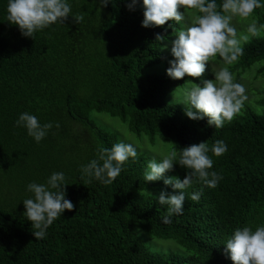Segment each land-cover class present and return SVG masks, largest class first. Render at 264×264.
Masks as SVG:
<instances>
[{"label":"trees","instance_id":"obj_1","mask_svg":"<svg viewBox=\"0 0 264 264\" xmlns=\"http://www.w3.org/2000/svg\"><path fill=\"white\" fill-rule=\"evenodd\" d=\"M68 2L72 14L84 16L82 22L68 17L63 25L25 38L6 21L7 0H0V264H232L224 244L234 230L264 225V96L257 102L261 112L250 106L222 128L209 126L206 117L191 120L166 95L172 85L199 82L203 76L173 80L146 73L163 63L170 66L174 58L165 45L183 28L181 22L142 27V0L132 10L127 7L131 0H111L103 8L100 0ZM216 2L219 10L222 0ZM254 14L264 24V8ZM158 34L166 40L156 41ZM257 63L264 76L260 37L243 45L231 69L245 72ZM22 112L53 124L41 142L15 125ZM56 112L69 127L76 124L60 130ZM92 112L120 118L138 136H164L178 156L180 149L206 142L213 159L208 171L223 179L215 188L194 182L185 190L183 213L162 223L167 206L148 194L155 184L143 179L145 156L129 158L110 185L82 176V165L117 143L113 133L90 119ZM218 139L228 150L216 157L211 147ZM59 171L74 208L65 210L44 238L35 239L37 229L22 215V201L32 196L26 186L44 183ZM187 171L179 165L172 169L181 180ZM194 192L201 193L198 201L190 198ZM138 229L173 239L190 256L181 261L151 251L138 239Z\"/></svg>","mask_w":264,"mask_h":264},{"label":"clouds","instance_id":"obj_2","mask_svg":"<svg viewBox=\"0 0 264 264\" xmlns=\"http://www.w3.org/2000/svg\"><path fill=\"white\" fill-rule=\"evenodd\" d=\"M110 2L100 0V7H106ZM138 2L131 0L127 4L128 9L132 10ZM141 6L144 17L141 26L144 28L163 26L168 21L181 22L188 9H195L198 13L194 14L190 25L176 32V38L171 43L174 59L169 61L166 75L174 80L185 76L201 78L209 60L218 56L223 66L213 73V80L201 79L200 84L187 81L185 84H190V87L179 88L182 89L180 103L185 105V115L189 119L196 121L206 117L209 126L222 128L240 113L247 99L245 87L234 82L228 66L243 55V43L254 37L264 38V24L256 18H252L246 30L239 33L232 21L248 20L256 9L264 8V0H222L219 10L216 0H142ZM180 8L184 12H180ZM5 12L6 21L17 26L25 38H34L35 33L52 25H63L68 17H72L77 24L84 19L81 14H72L68 0H7ZM164 40L165 36H156V41ZM15 125L26 129L27 135L37 143L53 127L51 122L41 124L38 117L29 112H22ZM227 150L228 146L222 139L216 140L211 147L216 157L222 156ZM208 152L206 142H201L180 149L179 156L173 150L159 159L149 160L143 173L144 181L163 179V184L173 189L172 193L162 190L158 197H154L159 205L167 206L166 214L161 218L162 223L169 224L173 215L183 213L185 190L194 182L198 180L209 188H215L223 179L217 172L208 171L213 167V159ZM136 156V146L119 142L111 148H101L96 158L81 166V174L110 185L120 175L129 158L134 159ZM174 165L190 171L182 180L179 177L165 178L164 174L171 171ZM67 185L62 171L53 172L44 183L27 184L26 191L32 196L22 201L25 209L22 215L37 229L32 233L35 239L44 238L46 230L61 218L65 210H73V203L66 198ZM200 195V192H194L190 198L198 201ZM224 253L232 264H264V225L254 230L249 226L235 229L224 244Z\"/></svg>","mask_w":264,"mask_h":264},{"label":"rangeland","instance_id":"obj_3","mask_svg":"<svg viewBox=\"0 0 264 264\" xmlns=\"http://www.w3.org/2000/svg\"><path fill=\"white\" fill-rule=\"evenodd\" d=\"M178 10L180 12H184L183 8H180ZM194 14H198L195 9H188L185 11L184 20L181 21L182 27L188 26L192 23ZM252 18H256L257 20L259 19L253 13V16L250 17L248 20L234 19L232 23L237 28L238 33L244 32L246 30L247 24L251 21ZM173 40L167 43L166 54L168 56L171 55V43ZM250 40H252V38ZM244 44L245 43H243V45ZM234 64L235 62L232 65L228 66L229 71L232 73L234 77V82L240 83L245 87V95L247 97V99L243 103L240 112L245 111L250 106L257 108L258 107L257 102H259L264 96L260 92L261 90H264V76L258 74L259 68L261 67L260 63L253 65L250 70L245 72H237L234 69H231ZM221 66L223 65L218 56L215 59H210L208 65L206 66V70L202 75L203 76L202 79L213 80L214 79L213 73L218 71ZM146 73L153 75H166V68L164 67V63H163L160 66L147 69ZM195 83L200 84V81ZM183 86L190 87L191 85L190 84L172 85L167 92L166 101L168 103L180 105L185 110V105L180 103L181 102L180 92L182 89H180L179 87H183ZM176 89L177 91L175 92ZM255 110L257 112H261L262 109L257 108ZM193 111H195V109H193ZM54 118L58 122L60 130H63L65 128L70 130L71 129L70 127L76 124L73 122V124L69 127V125H67L68 121L65 118H63L61 112H56ZM90 119L93 120L99 128L113 133L117 137V143L126 142V143H132L134 146H136L137 156H145L146 158H148V160H151L153 158L159 159L163 155L172 151V145L166 141L164 136L158 134L156 135L154 140H152L150 136L146 134H142L141 136H138L132 133L129 130L127 124H125L120 118L111 117L105 113L92 112L90 114ZM76 129L77 128H73L72 131H75ZM52 134L55 135L54 128ZM164 177L167 178V177H177V176L171 170L166 172L164 174ZM153 184H155V187L153 188L152 191L148 193L155 197H158L162 190L168 193L173 192L171 186L166 187L163 184V179L159 181H153ZM137 237L145 244V246H147L153 252L162 253L166 255H174L177 258H179L181 261H185L190 256V253L173 239H161V238L152 237L142 229L137 230Z\"/></svg>","mask_w":264,"mask_h":264}]
</instances>
